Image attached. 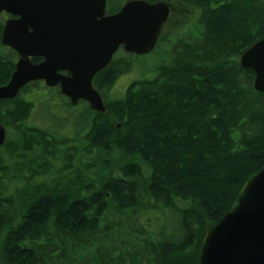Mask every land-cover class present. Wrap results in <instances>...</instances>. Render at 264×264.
Wrapping results in <instances>:
<instances>
[{"label": "trees", "instance_id": "obj_1", "mask_svg": "<svg viewBox=\"0 0 264 264\" xmlns=\"http://www.w3.org/2000/svg\"><path fill=\"white\" fill-rule=\"evenodd\" d=\"M127 1L107 0L106 12ZM184 1L192 28L159 38L169 51L154 77L104 113L88 108L79 134L29 124L24 96L40 82L0 102V264H198L205 232L264 168V94L239 65L264 38V0ZM5 20L0 87L17 61L1 45ZM127 57L95 75L101 96Z\"/></svg>", "mask_w": 264, "mask_h": 264}, {"label": "water", "instance_id": "obj_2", "mask_svg": "<svg viewBox=\"0 0 264 264\" xmlns=\"http://www.w3.org/2000/svg\"><path fill=\"white\" fill-rule=\"evenodd\" d=\"M105 12L106 0H0V14L9 16L1 45L18 57L0 87V102L42 81L59 87L71 105L83 101L104 113L94 76L119 49L137 56L152 52L170 10L166 2L130 0L116 13ZM239 65L253 73V90L264 94V38L241 55ZM6 136L0 124V148ZM198 264H264V168L243 185L235 208L205 232Z\"/></svg>", "mask_w": 264, "mask_h": 264}, {"label": "rangeland", "instance_id": "obj_3", "mask_svg": "<svg viewBox=\"0 0 264 264\" xmlns=\"http://www.w3.org/2000/svg\"><path fill=\"white\" fill-rule=\"evenodd\" d=\"M179 1H181V3ZM179 1L172 2V4L174 3L173 7H175L172 10L174 11V13L177 11L174 16L179 13V23L175 22V19L171 18V24H169V26L164 30V32H166L171 38L174 37L173 34L175 33L176 27L182 28L185 24H189L190 21V26L188 25L185 26L184 29H180L181 31L185 32V30L192 28L191 24L194 22V15H191L192 12L187 13V11H185L186 4L183 3L184 0ZM184 12L186 13L184 14ZM3 15L4 17H6L5 14ZM4 48L9 49L6 47ZM168 51L169 45L165 43H162V45L158 44L152 52L141 56L124 53L123 51L119 50L115 55L120 57H123V55H127L130 63L128 65V68L124 70L125 72L121 73L118 78L114 79L111 85L106 84V86L108 87L102 86L100 88V91L104 94L102 96L100 95L104 105H106L107 102L110 103L115 100L121 99L125 95L128 87L132 82L144 78L150 79L154 77L153 70L155 66L163 61V57H165ZM40 87L41 83L38 85V87L31 88V93H28L24 96L25 99L32 100L34 102V109L29 117V124L42 128H50L55 130L57 129L63 134L70 135H72L71 133L73 132L75 134H79L81 131H84L83 128H79L75 123L80 124L84 116L88 114V105L86 103H81V101L74 106L70 104V108H65L64 106L67 103V98L61 94L60 90L55 88L43 87H41L40 89ZM177 205L180 208H184L187 204L183 203L182 201H177Z\"/></svg>", "mask_w": 264, "mask_h": 264}, {"label": "flooded vegetation", "instance_id": "obj_4", "mask_svg": "<svg viewBox=\"0 0 264 264\" xmlns=\"http://www.w3.org/2000/svg\"><path fill=\"white\" fill-rule=\"evenodd\" d=\"M179 0H165V1H160V2H166L167 4H168V7H169V10H170V13H169V17H168V19H167V21H166V23L163 25V27H162V30H161V33H160V36H159V38L163 35V34H166V32H164V30L166 29V27H168L169 26V24H171V18H173V19H175V22H177V23H179L178 21H179V13L176 15V16H174L175 15V13H177V11L174 13V11L172 10L173 8H175V7H173L174 6V3L172 4V2H178ZM180 3H181V1H179ZM183 3L184 4H186L184 1H183ZM106 6H107V0H106ZM185 11H187V13L189 12H191V7L189 6V5H187L186 4V10ZM171 12H172V15H171ZM186 12H184V14H185ZM183 14V13H182ZM105 15H109L107 12H105ZM174 17H176V18H174ZM6 18H7V16H6ZM180 20H181V17H180ZM174 21V20H173ZM176 24V23H175ZM18 58V57H17ZM42 60L40 59V62H41ZM39 63V62H38ZM62 75H64V76H66V77H68L69 76V74L68 73H62ZM95 77V76H94ZM94 79V78H93ZM43 85H44V83L43 82H41ZM92 85H93V88H94V84H93V81H92ZM45 87V86H44ZM45 88H47V87H45ZM55 89H58V90H60V88L59 87H55Z\"/></svg>", "mask_w": 264, "mask_h": 264}]
</instances>
